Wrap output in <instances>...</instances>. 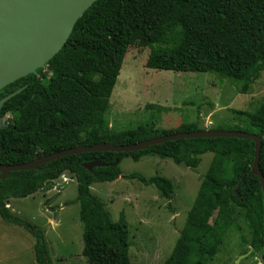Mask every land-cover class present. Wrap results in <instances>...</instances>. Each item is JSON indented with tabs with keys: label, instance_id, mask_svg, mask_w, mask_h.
Listing matches in <instances>:
<instances>
[{
	"label": "trees",
	"instance_id": "trees-1",
	"mask_svg": "<svg viewBox=\"0 0 264 264\" xmlns=\"http://www.w3.org/2000/svg\"><path fill=\"white\" fill-rule=\"evenodd\" d=\"M150 46L146 66L159 70L211 72L250 93L264 67V0H97L81 16L65 46L39 68L2 88L0 100L21 89L0 109V164H21L36 155L108 142L133 144L157 136L204 130L200 118L174 128H160L155 115L142 124L117 130L109 126L114 87L130 47ZM237 123L214 130H241L260 135V168L264 175V99L256 111L233 110ZM213 152L198 195L177 242L164 264H207L215 259L234 219L243 215L251 228L254 252L264 250V194L253 174L255 141L237 137L169 140L128 152L88 151L70 154L40 169L11 171L0 177V216L26 229L35 239L37 264H54L46 232L15 214L9 204L56 186L65 172L75 175L80 215L85 222L82 253L89 264H130L129 225L115 221L105 203L91 191L92 182L119 178L155 185L171 199V179L123 174L125 157L135 161L159 155L177 164L197 166ZM106 165L92 170L84 163ZM1 174V173H0ZM227 195L231 213L221 210Z\"/></svg>",
	"mask_w": 264,
	"mask_h": 264
},
{
	"label": "rangeland",
	"instance_id": "rangeland-1",
	"mask_svg": "<svg viewBox=\"0 0 264 264\" xmlns=\"http://www.w3.org/2000/svg\"><path fill=\"white\" fill-rule=\"evenodd\" d=\"M150 52V46L129 48L106 113L110 127H136L152 113L160 128H174L198 117L200 126L206 129L231 126L238 122L233 110L254 112L264 99V67L251 92L244 94L215 73L149 68L145 64ZM213 156V152L201 155L195 167L159 155L143 156L138 161L131 157L122 160L125 175L139 173L147 178L161 175L171 179V199L163 197L155 185L138 179L121 177L92 182L91 191L105 203L112 219L117 221L123 215L128 221L130 264H164ZM66 175L65 179L56 180L58 187L11 199L8 205L15 214L45 230L54 264H89L82 253L85 222L80 215V203L76 202L77 179L75 175ZM221 210L231 213L226 194ZM251 237L250 226L239 215L215 259L207 264H235L245 254L238 264H264V250L254 252ZM34 244V237L26 229L8 224L0 216V264H37Z\"/></svg>",
	"mask_w": 264,
	"mask_h": 264
},
{
	"label": "water",
	"instance_id": "water-1",
	"mask_svg": "<svg viewBox=\"0 0 264 264\" xmlns=\"http://www.w3.org/2000/svg\"><path fill=\"white\" fill-rule=\"evenodd\" d=\"M97 0H0V92L16 80L45 68L67 43L76 22ZM21 89L0 100L3 104ZM3 118L0 117V126ZM201 137H237L255 141L253 174L259 176L264 194V175L260 168L263 138L241 130L204 129L179 132L142 140L133 144L114 145L101 142L94 145H77L72 148L36 155L31 161L21 164H0V177L6 178L11 171L40 169L41 165L66 155L88 151L128 152L145 149L151 145L169 140ZM92 170L94 166L106 165L94 160L83 164ZM245 255L240 256L238 264Z\"/></svg>",
	"mask_w": 264,
	"mask_h": 264
},
{
	"label": "crops",
	"instance_id": "crops-1",
	"mask_svg": "<svg viewBox=\"0 0 264 264\" xmlns=\"http://www.w3.org/2000/svg\"><path fill=\"white\" fill-rule=\"evenodd\" d=\"M66 174H70V172H65V173L61 176L62 179H63V178H64V179L66 178V176H67ZM61 177H60V178H61ZM67 177H68V176H67ZM71 179H72L71 181L74 180V178H71ZM55 187H58V184H57V183H56V186H55Z\"/></svg>",
	"mask_w": 264,
	"mask_h": 264
}]
</instances>
